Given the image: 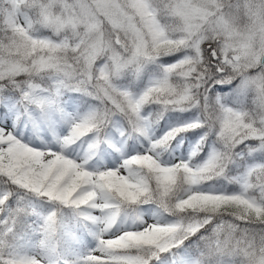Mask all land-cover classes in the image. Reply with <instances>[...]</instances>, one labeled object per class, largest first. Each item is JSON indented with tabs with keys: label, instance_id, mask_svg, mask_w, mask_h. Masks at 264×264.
<instances>
[{
	"label": "rangeland",
	"instance_id": "obj_1",
	"mask_svg": "<svg viewBox=\"0 0 264 264\" xmlns=\"http://www.w3.org/2000/svg\"><path fill=\"white\" fill-rule=\"evenodd\" d=\"M23 1L2 0L8 4L1 12L2 22L11 31L30 37L27 57L35 45H38V49L26 61H22L18 57L20 55L0 57V77L42 69L49 71L52 90L29 81L21 98H4L5 109L0 114V152H11V160L17 157L23 160L26 170L20 173V177L34 174V189L40 188L42 195L49 196L54 191L56 200H68L75 205L97 240L87 241L77 235L72 223L58 224L55 233L60 247L55 250L44 230L39 227L34 231L33 238L17 243V247L11 251V258L16 264H55V261L63 264H115L116 255L103 252L97 241L118 243L127 236L136 238L139 234L148 239L157 228L177 223L181 230H196L201 226L205 232L210 230L215 233L224 222L219 215L191 213L189 217L173 219L163 216L154 204L138 199L139 193L144 190V182L134 164H153L167 178L169 166L156 156V148L166 145L167 139L176 132L173 129L178 128V131L182 126L169 130V126H163L156 132L150 124L149 111L141 109L144 91L130 97L131 104L126 107L142 110L136 122L139 137L128 145L124 125L119 121L111 130L104 132L101 139L96 128L100 123L95 119L98 116L100 120L103 118L99 110L92 111L87 107L80 111L68 97L60 98L57 102L52 99L51 92H56L61 85L64 87L65 77L73 78L75 73L67 69L66 46L49 43L43 37L32 34L29 28L33 20L27 9L23 8ZM30 3V7L36 8V21L42 28L51 30L53 34L63 31L71 42L81 40L75 59L83 64L80 70L89 84L94 79L95 84L107 85L111 76H114L113 79L121 76L120 70L127 64L131 65L134 75L139 76L143 67L155 64V57L160 53L150 51L142 29L121 0H33ZM164 3L167 14L177 19L176 31L184 34L185 41L175 44L159 56L165 57L181 48L188 51L192 60L181 64V69L176 72L181 81L193 72V66L202 58L201 44L209 40L215 47L211 51L219 56V61H223L216 63V69L240 74L222 98L235 102L245 100L246 95L252 93L259 110L257 122L262 128L260 135H264V0H164ZM79 29L83 32L82 36L78 33ZM77 37L81 39L77 40ZM68 46L74 47L72 44ZM165 67L170 66L165 64ZM230 81L225 77V83ZM181 83V88L166 86L167 90L172 89L170 97L163 95V85L156 86L155 90L162 95L161 100H156L162 101V105L186 110L192 94L190 85L186 81ZM110 87L108 81L107 88ZM96 94L101 102L103 95L121 110L120 100L114 99L115 94L109 95L106 90ZM235 112L238 114L240 110L236 109ZM233 117V114L229 115L231 121L225 133L227 137L238 133L236 128H240L238 120ZM93 121H96L95 125ZM239 132L233 145L259 136L255 132ZM201 138L196 139L193 145L188 141L182 148L183 137L177 135L175 144L169 147L173 164L193 167L190 158L193 152L200 151ZM246 150V155L254 159V163L263 164V141ZM227 161L224 160L223 164ZM212 163L213 155L205 154L203 166ZM10 167L11 164L7 163V168ZM199 169L192 172L193 179ZM220 171L216 175H220ZM260 174L264 175V171ZM112 192L123 201L137 203L136 210H116V199ZM7 194L5 188H0V225L5 227L0 234V244L7 242L11 233L9 217L12 211L5 199ZM178 202L190 210L220 207L219 213L234 202L238 207V218L250 223L251 227L247 239L240 238L245 251L242 254L253 264L264 262V207L254 206L246 195L227 196L200 187H193ZM24 207L31 210L34 201L27 200ZM51 211L52 207L46 213L34 210L31 214L33 223L43 225ZM72 220L73 214L70 215V222ZM254 222L259 223L254 225ZM249 241L252 244L250 248ZM136 256L129 251L125 257L135 260ZM184 261L185 264H196V259L191 256Z\"/></svg>",
	"mask_w": 264,
	"mask_h": 264
},
{
	"label": "trees",
	"instance_id": "obj_2",
	"mask_svg": "<svg viewBox=\"0 0 264 264\" xmlns=\"http://www.w3.org/2000/svg\"><path fill=\"white\" fill-rule=\"evenodd\" d=\"M31 1L33 0H24L22 4L33 20L29 28L30 31L36 37H43L49 43L57 42L58 45L66 46L67 69L75 73L73 78L65 77L64 87L61 85L56 92H51L55 102L60 98L68 97L76 103L80 111L87 107H90L89 109L92 111L99 110L103 118L100 120L98 116L95 119L100 123L96 128L99 130L101 138L102 134L111 130L114 124L122 122L124 126L120 125L124 128L128 145L139 137L136 122L140 117L141 109L149 111V121L155 127L153 129L156 132H159L163 126H169L167 130L171 127L182 126L178 131V128L173 129V131L176 129V132H172L174 134L167 139L166 145L156 148V156L169 166L167 178L163 171L157 169L153 164H134L144 182V190L138 196L139 201L154 204L163 216L173 219L189 217L191 213H206L212 216L219 215L224 220L215 233H211L210 230L205 232L204 227L201 228V226L196 230L185 228L181 230L177 223L157 228L154 235L148 239L139 234L136 238L127 236L125 240L118 243L97 241L100 249L105 253L116 255L115 264H152L153 262L156 264H185L184 259L189 256L196 259V264H253L248 261V257L242 254L244 249H242L243 242L240 239H247V235L251 231L250 223L247 224L238 218V207L234 202L229 203V206L221 210L220 213V207L190 210L182 207L178 202L179 198L189 194L193 187H200L227 196L246 195L252 200L254 206L264 207V175L260 174L264 171V158L263 164H260L259 162L254 163V159L246 155L247 148L255 147L261 141L264 143V135H260L262 128L257 122L259 110L255 97L252 93H248L245 100L235 102L222 98L231 84L239 79L240 74L224 69L217 70L216 65L223 61H219L218 55L216 59L213 58L211 49L215 48L214 44L206 40L201 44V60L193 66V72L180 81L176 72L181 69V64L188 63L192 59H190L188 51L183 48L173 51L165 57L159 56L162 55V52L174 47L175 44H183L185 41L184 34L176 31L177 19L175 16L167 14L168 9L164 0H121V4L129 9L137 25L142 29L150 51L160 53L156 54L155 64L143 67L139 76H135L131 65L127 64L123 66L122 71L120 70L121 76L114 79L112 78L114 76H111L107 80V85L95 84L94 79H92V84H89L80 70L83 64L75 59L76 53L79 52V48H76L81 41L78 39L81 37H77L78 42L75 43L71 42L67 33L63 31L53 34L51 30L42 28L36 21L35 6L30 7ZM4 6H8V4L0 0V57L13 58L20 55L18 57L22 61H26L30 54L37 51L38 45H35V49L27 57L28 50L26 48L30 37H24L5 27L1 13ZM78 33L80 36L83 35L80 29ZM71 44L74 46L73 48L68 46ZM165 64L170 67L166 68ZM48 74L49 71L44 72L40 69L11 77H0V114L5 109L3 108L4 98H21L22 93L27 90L29 81L46 90H52ZM225 77L231 79L230 83L224 82ZM108 81L112 86L110 88H107ZM183 81L190 85L189 90L192 94L186 110L171 108L170 105H162V101L156 100L162 99V95L158 90H155L156 86L162 87L163 85V95L170 97L173 94L171 93L172 89L167 90L166 86L181 88ZM100 90L108 91L109 95L115 94L114 99L120 100L116 101L120 102L121 110L103 95V102H101L97 98L99 95L96 94ZM144 91L146 92L141 109H127L128 104H131L130 97ZM236 109L240 110V113L235 114ZM230 114L234 115L232 119L238 120L240 128H236L237 130H244L246 133L255 132L259 136L248 139V141H239L233 145V141L237 140L236 137L240 135V132L237 131L238 133L231 137L225 135L229 130ZM93 123L95 125L96 121ZM180 134L183 137L182 148L188 141L193 145L196 139L202 136L200 151L193 152L190 158L193 167H183L179 163L173 164L169 147L175 144L176 136ZM205 154L213 155L211 165L203 166ZM11 159V152H0V188H5L8 191L5 199L9 202V208L12 211L10 215L11 233L7 242L0 244V264H15L10 258V250L17 247L19 241L34 237V230L38 227L33 224L31 219L34 209L29 210L24 207V202L29 199L34 200L35 209L42 212L52 207L42 228L55 249L60 246L55 233V227L58 224L72 223L76 233L82 235L87 241L97 240L87 223L81 220L75 205L68 200H56L54 191L49 196H44L40 188L35 190L34 174H28L21 178L20 173L26 170L23 160L19 157L15 158L16 160ZM224 160H228L226 164H223ZM7 163L11 164L10 169L7 168ZM196 168L200 169L193 179L192 172L196 171ZM219 171L220 175H216ZM112 195L116 199L114 204L116 210H136L137 203L123 201L113 192ZM71 213H73L74 219L70 222ZM257 223L259 222L253 224ZM2 229L3 226H0V232ZM250 241L249 248L252 246ZM129 251L137 255L135 260L125 257L129 255ZM97 264L105 263L98 262ZM259 264H264V262Z\"/></svg>",
	"mask_w": 264,
	"mask_h": 264
},
{
	"label": "water",
	"instance_id": "obj_3",
	"mask_svg": "<svg viewBox=\"0 0 264 264\" xmlns=\"http://www.w3.org/2000/svg\"><path fill=\"white\" fill-rule=\"evenodd\" d=\"M213 56H214V58H215V57H216V54L214 53Z\"/></svg>",
	"mask_w": 264,
	"mask_h": 264
},
{
	"label": "flooded vegetation",
	"instance_id": "obj_4",
	"mask_svg": "<svg viewBox=\"0 0 264 264\" xmlns=\"http://www.w3.org/2000/svg\"><path fill=\"white\" fill-rule=\"evenodd\" d=\"M213 60H214V59H213ZM213 60H212V63L214 62ZM220 60H221V59H220Z\"/></svg>",
	"mask_w": 264,
	"mask_h": 264
}]
</instances>
